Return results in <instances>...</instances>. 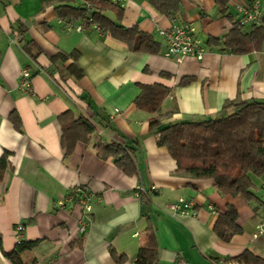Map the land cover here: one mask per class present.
I'll list each match as a JSON object with an SVG mask.
<instances>
[{"label":"crops","instance_id":"crops-1","mask_svg":"<svg viewBox=\"0 0 264 264\" xmlns=\"http://www.w3.org/2000/svg\"><path fill=\"white\" fill-rule=\"evenodd\" d=\"M244 1L252 0L229 3L237 18L235 7ZM259 1L264 12V0ZM60 5L82 2L0 0V159L9 153L0 180V264H12L6 255L20 242L32 244L22 255L28 264H136L150 225L158 243L157 264H174L178 256L187 264H232L225 260L246 251L264 259V235L253 237L264 224V175H248L252 200L224 196L213 180L177 172L169 150L158 145L150 128L156 117L162 124L197 121L231 112L236 104L264 101V52L235 56L208 46L210 38L220 39L233 28L215 0H181L177 18L162 15L149 0H126L119 21L105 13L125 28L138 27L152 36L159 54L131 51L104 33L67 30L65 22L77 26L81 19H60L55 10ZM174 19L194 27L207 49L202 61L186 58L177 64L165 57V32ZM26 42H33V54L40 51L35 58L24 50ZM75 52L78 58L65 66L76 62L83 78L63 80L58 72L50 73L53 57ZM185 77L196 81L180 87ZM155 84L172 89L160 111L137 109L141 87ZM69 110L99 124L102 134L90 144L78 143L66 156L58 118ZM13 112L22 132L10 120ZM114 141L134 148L136 175L98 157L96 143ZM82 186L95 199L85 218L87 232L76 236L81 214L73 190ZM181 198L192 207L187 215L174 216L169 206ZM229 206L238 211L242 233L224 242L214 227ZM20 225L24 229L18 233ZM113 251L125 260L117 262Z\"/></svg>","mask_w":264,"mask_h":264},{"label":"trees","instance_id":"trees-1","mask_svg":"<svg viewBox=\"0 0 264 264\" xmlns=\"http://www.w3.org/2000/svg\"><path fill=\"white\" fill-rule=\"evenodd\" d=\"M81 6L60 5L56 13L60 19L70 17L85 19L92 17L93 23L100 26L104 34L124 43L131 51L146 54H159L160 45L155 39L140 31L138 27L125 28L118 22L108 18L105 13L112 12L117 20H121L124 9L108 0H80ZM151 5L162 15L177 18L181 12V0H149ZM231 0H215L220 15L233 23V28L220 39L210 38L208 46L222 47L235 56H242L254 52H264V15L258 25L242 26L237 15L230 7ZM250 1H244L248 3ZM24 34L22 31L21 35ZM33 42H26L24 50L34 58L40 53L33 54ZM78 58L75 52L71 55L63 53L52 58L51 74L58 72L63 80L73 78L79 80L84 77V71L76 62L70 66L65 63ZM196 81L194 77L183 78L179 86L184 87ZM137 97L136 108L150 114L160 111L164 100L171 94L172 89L161 84L144 85ZM227 109V108H224ZM10 120L15 128L22 132V121L13 112ZM61 126V146L66 156H70L78 143L90 144L99 124L86 116L76 118L69 110L58 118ZM150 128L158 135V145L169 150L176 162L177 172L186 173L193 178L213 180L217 190L224 196L241 197L247 201L254 197L248 191V175H264V101L252 100L236 104L231 112L224 110L218 116L205 117L197 121H181L162 124L159 117L150 121ZM97 155L102 160L113 159L115 165L126 175L134 176L138 169L134 158V148L111 142L109 144L96 143ZM6 152L0 159V180L7 167ZM238 211L229 206L227 211L219 216L214 227L217 236L224 242H229L235 235L241 234L242 229L237 224ZM32 244L20 242L12 254L6 255L12 264H28L22 259L23 253ZM112 255L117 262H123L124 257ZM225 262L239 264H264V259L250 251L242 255L227 259ZM158 243L153 226H148L144 245L141 248L136 264H157Z\"/></svg>","mask_w":264,"mask_h":264},{"label":"built area","instance_id":"built-area-1","mask_svg":"<svg viewBox=\"0 0 264 264\" xmlns=\"http://www.w3.org/2000/svg\"><path fill=\"white\" fill-rule=\"evenodd\" d=\"M103 1V0H100ZM120 6H124L126 0H108ZM238 18L242 26H252L260 24L264 12L259 0H252L250 3L238 4L236 7ZM65 29L75 30L79 33L104 32L100 26L93 23L92 17L81 19L77 26H73L71 22H65ZM168 40V48L165 57L174 60L177 64H182L186 58H194L202 61L207 53L206 46L196 37L195 29L189 24H177L174 19L172 28L165 32ZM24 77L29 78L30 74L24 73ZM101 135L102 132L97 133ZM74 196L77 199V207L80 209L81 217L77 223L75 230L76 236H83L88 229V224L85 221L86 215L92 211V204L95 199L94 193L88 186L74 188ZM62 206L64 202L60 203ZM192 207V203L184 200L183 198L175 204L169 206L174 216H185L188 210ZM23 226H18V233L23 230ZM264 235V224L257 227V232L254 234V239ZM174 264H187L183 256H178ZM232 264H239L233 262Z\"/></svg>","mask_w":264,"mask_h":264}]
</instances>
